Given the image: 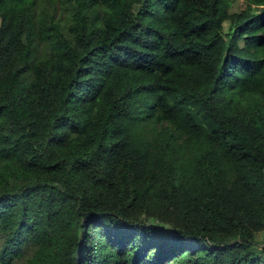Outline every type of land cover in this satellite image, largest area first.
I'll use <instances>...</instances> for the list:
<instances>
[{
  "label": "trees",
  "instance_id": "obj_1",
  "mask_svg": "<svg viewBox=\"0 0 264 264\" xmlns=\"http://www.w3.org/2000/svg\"><path fill=\"white\" fill-rule=\"evenodd\" d=\"M234 1L0 0V264H264V0Z\"/></svg>",
  "mask_w": 264,
  "mask_h": 264
},
{
  "label": "rangeland",
  "instance_id": "obj_2",
  "mask_svg": "<svg viewBox=\"0 0 264 264\" xmlns=\"http://www.w3.org/2000/svg\"><path fill=\"white\" fill-rule=\"evenodd\" d=\"M241 1H243V0H235L234 2H233V6H232V8H231V10L233 11H236L238 8V6H239V3L241 2ZM227 25H228V23L226 22L225 24H224V26L227 28ZM264 240V235L263 234H260L259 236H258V243L259 244H261L262 243V241ZM13 264H24L23 262H21L20 260H16Z\"/></svg>",
  "mask_w": 264,
  "mask_h": 264
}]
</instances>
